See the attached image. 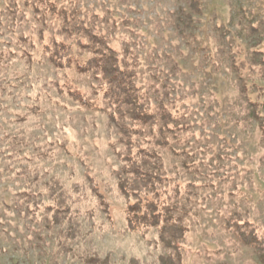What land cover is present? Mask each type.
Listing matches in <instances>:
<instances>
[{
  "label": "rangeland",
  "instance_id": "1",
  "mask_svg": "<svg viewBox=\"0 0 264 264\" xmlns=\"http://www.w3.org/2000/svg\"><path fill=\"white\" fill-rule=\"evenodd\" d=\"M53 1L76 6L82 16L114 18L116 40L128 41L138 58V86H167L172 104L189 116L187 146L200 173L193 178L180 158L169 153L166 158L169 175L186 187L191 207L183 264H261L225 230L221 216L239 211L264 230L260 132L248 103H262L264 121V80L248 68L253 51L264 58V0H198L201 13L192 14L190 24L177 20L179 8L190 12L186 0ZM8 2L0 0V264H85L82 258L94 255L109 256L110 264L154 262L161 253L156 229L144 235L128 231L125 202L116 193L120 162L110 146L117 145L116 129L104 112L81 108L50 85L89 92L95 82L46 63L33 12L17 0L23 22L10 25ZM38 152L43 157L35 159ZM27 168L57 175L67 186L82 184L86 209L95 206L93 215L80 218L82 237L71 252L53 256L54 229L15 209L13 198L26 185Z\"/></svg>",
  "mask_w": 264,
  "mask_h": 264
},
{
  "label": "trees",
  "instance_id": "2",
  "mask_svg": "<svg viewBox=\"0 0 264 264\" xmlns=\"http://www.w3.org/2000/svg\"><path fill=\"white\" fill-rule=\"evenodd\" d=\"M22 1L40 25L37 28L40 57L65 75H85L95 82L89 92L69 84L61 86L58 82L50 85L81 108L104 112L116 129L117 145L110 146L120 162L116 193L125 202L123 213L128 231L144 235L156 229L161 253L149 264H183L191 207L186 187L169 175L166 158L168 153L180 158L181 167L193 178L200 173L195 154L187 146L192 139L189 116L172 104L167 86L163 90L154 85L146 90L138 86V58L128 41L116 40L114 18L99 13L82 16L76 6L58 7L53 0ZM186 2L190 12L183 13V8H179L177 20H188L190 24L192 14L201 13L200 3L198 0ZM20 11L17 0H9L7 23L21 26ZM251 31L256 32L258 28L253 27ZM252 53L248 68L250 72L258 70V78L264 80V58L258 56V51ZM242 65L234 68L240 71ZM238 91L245 95L243 86ZM248 103L250 116L257 121L260 132L259 162L264 164V121L259 112L262 103L250 100ZM40 157L43 153L38 152L35 159ZM29 169L26 185L14 195L15 209L33 223L54 229L53 256L71 252L82 237L80 218L93 215L95 206L86 209L88 196L82 184L67 186L57 175L47 177L36 169ZM90 186L106 209L107 202L93 184ZM221 220L225 230L251 248L264 264V230L239 211L224 213ZM82 260L85 264H110L109 256L100 259L94 255Z\"/></svg>",
  "mask_w": 264,
  "mask_h": 264
}]
</instances>
